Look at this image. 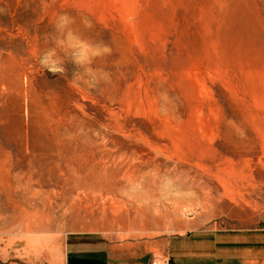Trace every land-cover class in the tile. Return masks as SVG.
Wrapping results in <instances>:
<instances>
[{"label":"rangeland","instance_id":"obj_1","mask_svg":"<svg viewBox=\"0 0 264 264\" xmlns=\"http://www.w3.org/2000/svg\"><path fill=\"white\" fill-rule=\"evenodd\" d=\"M263 216L264 0H0V263Z\"/></svg>","mask_w":264,"mask_h":264},{"label":"crops","instance_id":"obj_2","mask_svg":"<svg viewBox=\"0 0 264 264\" xmlns=\"http://www.w3.org/2000/svg\"><path fill=\"white\" fill-rule=\"evenodd\" d=\"M166 258L170 264H264V216L250 228H194L142 246L68 235L60 264H160Z\"/></svg>","mask_w":264,"mask_h":264},{"label":"clouds","instance_id":"obj_3","mask_svg":"<svg viewBox=\"0 0 264 264\" xmlns=\"http://www.w3.org/2000/svg\"><path fill=\"white\" fill-rule=\"evenodd\" d=\"M67 23L68 20L66 17L60 18V26L65 25ZM65 39L69 41H73V40L75 41V44H73L72 46L77 49V55L75 56L73 62L83 67L85 73L88 75L92 74L91 69L87 67V65L91 63V59L93 57L100 56L110 52V49L107 46L94 47L92 45H89L88 43L79 40L78 37H74L70 31L66 33ZM45 60H46V55L41 57L40 59L41 64H44Z\"/></svg>","mask_w":264,"mask_h":264},{"label":"built area","instance_id":"obj_4","mask_svg":"<svg viewBox=\"0 0 264 264\" xmlns=\"http://www.w3.org/2000/svg\"><path fill=\"white\" fill-rule=\"evenodd\" d=\"M151 264H158L157 261H152ZM160 264H170V260L169 259H163L162 262Z\"/></svg>","mask_w":264,"mask_h":264}]
</instances>
